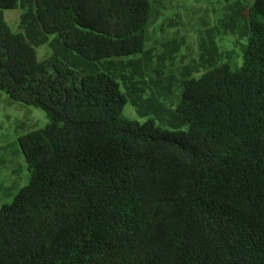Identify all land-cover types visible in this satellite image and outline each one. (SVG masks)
<instances>
[{"label":"trees","instance_id":"trees-1","mask_svg":"<svg viewBox=\"0 0 264 264\" xmlns=\"http://www.w3.org/2000/svg\"><path fill=\"white\" fill-rule=\"evenodd\" d=\"M154 10L0 0V89L47 119L18 139L28 181L0 205V264H264V0L203 19L179 75V35L146 48ZM153 70L168 127L124 115Z\"/></svg>","mask_w":264,"mask_h":264},{"label":"rangeland","instance_id":"rangeland-1","mask_svg":"<svg viewBox=\"0 0 264 264\" xmlns=\"http://www.w3.org/2000/svg\"><path fill=\"white\" fill-rule=\"evenodd\" d=\"M224 1L153 0L155 10L148 30L150 38L146 42V48L155 47L154 53L164 51L169 53L171 40L175 38L173 36L179 35L177 38L181 52L175 63L179 64V60L182 59L181 54L185 55L184 63L188 62L190 58L197 57L199 32L205 27L204 20L217 23L219 16L221 17L223 13ZM22 11L21 8L5 10L6 19L15 30L19 29ZM38 53L42 59L50 53V49L47 45H43L38 48ZM168 61H166L165 71L170 72L171 69L179 75L181 64L173 68ZM154 63L157 64L156 55ZM156 77L157 73L153 70L147 79L152 82ZM120 83L121 89L127 92L124 81L120 79ZM145 90L142 92V105L137 108L129 100L124 107V115L140 122L153 118L156 124L168 127V123L161 121L158 112L154 110V102L150 100L153 94L158 98L162 89L156 87L152 82L146 86ZM181 91V86H174L173 93L167 97L168 103H177ZM46 123L45 113L41 109L15 102L4 90L0 89V205L11 201L12 195L8 194L9 191L15 193L19 186H23L28 181V171L18 142L19 137L35 128L43 127Z\"/></svg>","mask_w":264,"mask_h":264}]
</instances>
